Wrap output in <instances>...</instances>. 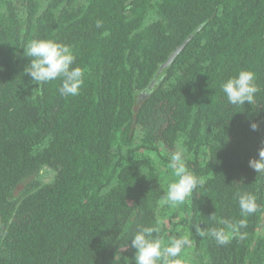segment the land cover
Segmentation results:
<instances>
[{
    "label": "trees",
    "instance_id": "trees-1",
    "mask_svg": "<svg viewBox=\"0 0 264 264\" xmlns=\"http://www.w3.org/2000/svg\"><path fill=\"white\" fill-rule=\"evenodd\" d=\"M33 39L71 48L78 95L32 83ZM240 70L259 91L234 106L221 84ZM261 147L264 0H0V264H135L141 226L186 237L180 264H264V175L248 163ZM179 149L206 183L161 205ZM238 192L258 204L246 227L225 245L197 235L242 218Z\"/></svg>",
    "mask_w": 264,
    "mask_h": 264
},
{
    "label": "clouds",
    "instance_id": "clouds-1",
    "mask_svg": "<svg viewBox=\"0 0 264 264\" xmlns=\"http://www.w3.org/2000/svg\"><path fill=\"white\" fill-rule=\"evenodd\" d=\"M96 26L101 27L102 21L97 20ZM24 57L30 58L24 72L30 76L32 83L38 87L52 81L59 80V93L64 97L79 94L84 83V71L80 66H74L76 57L68 45L51 39H33L23 47ZM256 77L252 71L240 70L234 77L221 84V91L230 105L252 104L255 94L259 91L255 83ZM256 131L259 125H250ZM249 167L258 174L264 175V147L259 148L258 156L249 159ZM168 167L175 177L167 185V190L161 198V205L176 206L194 197L196 190L206 183L204 177H198L187 167L183 149L173 152L169 158ZM241 219L237 222L224 221V227H212L206 232L196 226V234L203 237L210 236L217 244L225 245L231 241L238 229L246 227L244 217L254 214L258 210L256 198L251 193L236 194ZM158 226L138 227L130 238L133 248L135 264H180L182 249L187 238L173 239L165 244L159 238ZM246 233L240 232L239 238L244 239Z\"/></svg>",
    "mask_w": 264,
    "mask_h": 264
},
{
    "label": "water",
    "instance_id": "water-1",
    "mask_svg": "<svg viewBox=\"0 0 264 264\" xmlns=\"http://www.w3.org/2000/svg\"><path fill=\"white\" fill-rule=\"evenodd\" d=\"M187 39L180 45L178 46L167 58V60L160 66V68L158 69V73H160V71L162 70L163 67L169 65L171 63V61L173 60L174 56H176V54L182 49V47L184 46V44L186 43ZM156 82V77L152 79L149 87L142 93V95H146L148 93L149 90H151L152 85Z\"/></svg>",
    "mask_w": 264,
    "mask_h": 264
},
{
    "label": "rangeland",
    "instance_id": "rangeland-1",
    "mask_svg": "<svg viewBox=\"0 0 264 264\" xmlns=\"http://www.w3.org/2000/svg\"><path fill=\"white\" fill-rule=\"evenodd\" d=\"M52 176L51 172L49 170H47L46 174L43 175V180H48L50 179V177Z\"/></svg>",
    "mask_w": 264,
    "mask_h": 264
}]
</instances>
